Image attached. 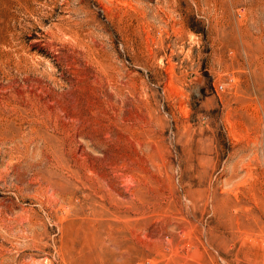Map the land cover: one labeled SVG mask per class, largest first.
<instances>
[{"label": "rangeland", "instance_id": "obj_1", "mask_svg": "<svg viewBox=\"0 0 264 264\" xmlns=\"http://www.w3.org/2000/svg\"><path fill=\"white\" fill-rule=\"evenodd\" d=\"M0 264H264V0H0Z\"/></svg>", "mask_w": 264, "mask_h": 264}]
</instances>
